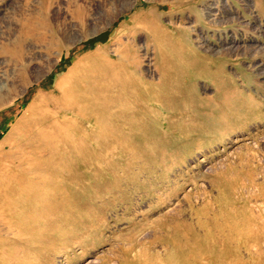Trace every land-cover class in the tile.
Wrapping results in <instances>:
<instances>
[{
  "label": "rangeland",
  "instance_id": "obj_1",
  "mask_svg": "<svg viewBox=\"0 0 264 264\" xmlns=\"http://www.w3.org/2000/svg\"><path fill=\"white\" fill-rule=\"evenodd\" d=\"M0 264H264V0H0Z\"/></svg>",
  "mask_w": 264,
  "mask_h": 264
},
{
  "label": "bare ground",
  "instance_id": "obj_2",
  "mask_svg": "<svg viewBox=\"0 0 264 264\" xmlns=\"http://www.w3.org/2000/svg\"><path fill=\"white\" fill-rule=\"evenodd\" d=\"M43 5V4H42ZM208 15V14H207ZM210 21V20H209ZM149 23V22H148ZM147 23V24H148ZM207 59H209V58H205V60H207ZM211 60H213V59H211ZM211 60H207L208 61V63H210L209 61H211ZM215 60V59H214ZM207 62L205 61V64H206ZM212 63V62H211ZM215 64V63H214ZM215 73V72H214ZM222 78L224 79V80H226L225 79V75H220V85L222 86V90H220V91H218V94H217V97H218V100L220 99V100H228L229 99V97H230V94L232 93V91L234 92L236 89L235 88H231V86H232V84H231V82H228V83H226L225 81L223 82L222 81ZM217 81V80H216ZM215 83H217V82H215ZM219 84V83H218ZM229 88H228V87ZM210 97V96H209ZM209 99V98H208ZM56 103V102H55ZM47 104L44 102L43 103V105L42 106H46ZM204 109V108H203ZM221 114V113H220ZM200 116V111L199 112H197L192 118H191V121H195V119L197 118V117H199ZM184 241V240H183ZM188 244V243H187ZM228 245H229V243H228ZM227 244H226V246H228ZM226 246H224V247H226ZM235 246V245H234ZM179 247V246H178ZM233 247V246H232ZM184 248V247H183ZM223 251H225V250H223ZM229 251V250H228ZM227 254V253H226ZM186 260V259H185Z\"/></svg>",
  "mask_w": 264,
  "mask_h": 264
}]
</instances>
